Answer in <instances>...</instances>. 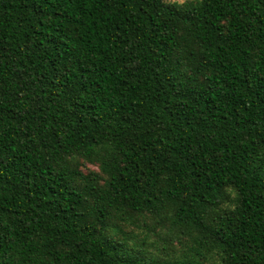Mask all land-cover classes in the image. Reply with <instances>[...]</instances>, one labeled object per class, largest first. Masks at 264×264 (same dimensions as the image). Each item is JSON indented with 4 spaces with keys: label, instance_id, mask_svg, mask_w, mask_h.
I'll return each instance as SVG.
<instances>
[{
    "label": "trees",
    "instance_id": "obj_1",
    "mask_svg": "<svg viewBox=\"0 0 264 264\" xmlns=\"http://www.w3.org/2000/svg\"><path fill=\"white\" fill-rule=\"evenodd\" d=\"M0 264H264V0H0Z\"/></svg>",
    "mask_w": 264,
    "mask_h": 264
},
{
    "label": "rangeland",
    "instance_id": "obj_2",
    "mask_svg": "<svg viewBox=\"0 0 264 264\" xmlns=\"http://www.w3.org/2000/svg\"><path fill=\"white\" fill-rule=\"evenodd\" d=\"M165 1L168 2V3L179 4V3H182V2H185V1H188V0H165Z\"/></svg>",
    "mask_w": 264,
    "mask_h": 264
}]
</instances>
